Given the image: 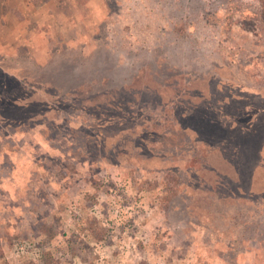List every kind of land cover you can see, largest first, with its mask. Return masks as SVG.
Returning <instances> with one entry per match:
<instances>
[{"label":"rangeland","instance_id":"374dc122","mask_svg":"<svg viewBox=\"0 0 264 264\" xmlns=\"http://www.w3.org/2000/svg\"><path fill=\"white\" fill-rule=\"evenodd\" d=\"M70 6L49 65L2 62L0 264H264V132L236 126L264 96V0Z\"/></svg>","mask_w":264,"mask_h":264},{"label":"crops","instance_id":"0c3cea01","mask_svg":"<svg viewBox=\"0 0 264 264\" xmlns=\"http://www.w3.org/2000/svg\"><path fill=\"white\" fill-rule=\"evenodd\" d=\"M70 4L71 0H0V53L2 55L0 57V73L2 75L8 74L14 79L18 78L17 75L13 76V71H10V69H17V65H2V62L16 58L19 54L18 47L20 45L24 46V44L26 45L27 54L30 55L29 57L34 63L33 67L39 69L49 65V58L47 62L43 59L50 52V48L53 52H56L54 47V36L57 35L54 33L56 21L66 22L71 10ZM69 38V43H72L73 36L69 35ZM41 39L45 44L43 47L41 46L43 44H39ZM25 208L23 207L24 210H26ZM34 224L36 222L32 223L33 226ZM24 232L27 233L29 230L27 229ZM34 232L37 233V231ZM40 236L46 239L48 249L50 245L57 243L54 236L51 237L48 234H40ZM64 241L68 245H73L66 236ZM71 250L70 255L63 254V257H60L61 262L58 258H54L52 254L45 256L44 264H91L83 252L79 255L76 249ZM40 257V255L37 257L39 261H35L40 262Z\"/></svg>","mask_w":264,"mask_h":264},{"label":"flooded vegetation","instance_id":"af4514ba","mask_svg":"<svg viewBox=\"0 0 264 264\" xmlns=\"http://www.w3.org/2000/svg\"><path fill=\"white\" fill-rule=\"evenodd\" d=\"M241 99H243L245 103H243L241 107L240 116L236 122V126H238L239 128H243L245 131H250V130L264 131V96L260 98V102L257 107L248 106L247 94L243 95ZM248 107L249 110H247ZM218 108H219V112H221L223 116L228 115L227 106H225V104L218 106ZM223 124L226 125L228 124V126L230 125L229 122H227L226 120H224ZM263 145H264V141H263ZM261 165L262 166L264 165V161H262ZM248 186H249L248 184L245 186L246 188H244V192H242V195L248 194L247 192ZM246 192L247 194H245Z\"/></svg>","mask_w":264,"mask_h":264},{"label":"built area","instance_id":"2783aa9c","mask_svg":"<svg viewBox=\"0 0 264 264\" xmlns=\"http://www.w3.org/2000/svg\"><path fill=\"white\" fill-rule=\"evenodd\" d=\"M16 253H22L23 251H29L30 253H33L32 255L34 257H38L40 254V250L39 248L33 243L32 245H30L28 242L20 240L17 243L14 244V249H13ZM24 253V252H23Z\"/></svg>","mask_w":264,"mask_h":264},{"label":"trees","instance_id":"16d2710c","mask_svg":"<svg viewBox=\"0 0 264 264\" xmlns=\"http://www.w3.org/2000/svg\"><path fill=\"white\" fill-rule=\"evenodd\" d=\"M257 132V131H256ZM260 132H264V131H260ZM263 180V179H262ZM261 182V181H260ZM249 186H248V191H249V189L251 188V181H249V184H248ZM240 188L242 189V192H244V188H242V185L240 186ZM240 189V190H241ZM241 192V193H242ZM258 193H261L262 195H264V190L263 189H261V190H258L257 191ZM254 193V192H253Z\"/></svg>","mask_w":264,"mask_h":264}]
</instances>
